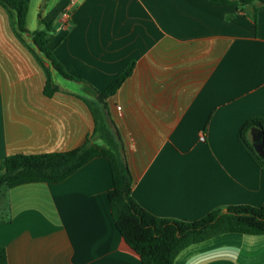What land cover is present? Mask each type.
Segmentation results:
<instances>
[{
  "label": "crops",
  "instance_id": "0c3cea01",
  "mask_svg": "<svg viewBox=\"0 0 264 264\" xmlns=\"http://www.w3.org/2000/svg\"><path fill=\"white\" fill-rule=\"evenodd\" d=\"M28 2L24 42L0 4V159L66 151L87 137L102 144L92 136L87 101L97 100L96 90L132 61L104 108L137 203L182 220L262 203L263 174L238 130L251 116L264 120V7L209 0ZM39 14L55 28L48 46L74 77L52 70L51 95L29 48ZM249 138L262 155L259 132ZM111 186L108 160L96 156L62 181L9 188L6 207L0 198L7 264H142L113 223ZM173 264H264V234L222 233L188 245Z\"/></svg>",
  "mask_w": 264,
  "mask_h": 264
},
{
  "label": "trees",
  "instance_id": "16d2710c",
  "mask_svg": "<svg viewBox=\"0 0 264 264\" xmlns=\"http://www.w3.org/2000/svg\"><path fill=\"white\" fill-rule=\"evenodd\" d=\"M220 3H253L255 11L264 7V0H209ZM7 12L15 35L24 42L27 29L28 0H0ZM255 18V15H254ZM53 24L40 14L38 26L31 32L33 47H29L43 68L46 79L44 93L57 90L52 70L72 79L55 58L48 41L54 34ZM131 61L104 89L96 90L97 100L87 101L94 115L92 136L102 144L86 138L80 145L66 151L42 153H12L0 159V198L7 204L9 188L29 182H59L96 156H104L109 163L112 186L107 197L113 223L125 242L139 255L142 264H173L175 256L190 244L198 243L222 233L264 234V199L259 206L234 204L216 207L195 220L160 217L144 209L131 195L133 177L126 164L120 138L107 117L104 98L112 94L131 73ZM257 130L263 153L260 155L250 141L249 133ZM91 136V137H92ZM238 139L256 164L264 180V120L259 115L247 118L239 127ZM0 264H7L4 247L0 246Z\"/></svg>",
  "mask_w": 264,
  "mask_h": 264
},
{
  "label": "rangeland",
  "instance_id": "374dc122",
  "mask_svg": "<svg viewBox=\"0 0 264 264\" xmlns=\"http://www.w3.org/2000/svg\"><path fill=\"white\" fill-rule=\"evenodd\" d=\"M32 22H33V20H32ZM34 25L36 26V19H34Z\"/></svg>",
  "mask_w": 264,
  "mask_h": 264
},
{
  "label": "built area",
  "instance_id": "2783aa9c",
  "mask_svg": "<svg viewBox=\"0 0 264 264\" xmlns=\"http://www.w3.org/2000/svg\"><path fill=\"white\" fill-rule=\"evenodd\" d=\"M200 138L203 139V135H201Z\"/></svg>",
  "mask_w": 264,
  "mask_h": 264
}]
</instances>
